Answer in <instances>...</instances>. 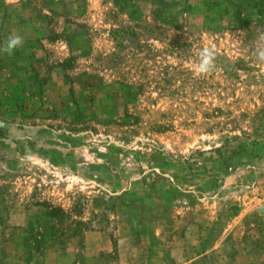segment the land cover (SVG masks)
<instances>
[{
  "label": "rangeland",
  "instance_id": "1",
  "mask_svg": "<svg viewBox=\"0 0 264 264\" xmlns=\"http://www.w3.org/2000/svg\"><path fill=\"white\" fill-rule=\"evenodd\" d=\"M13 35L0 264H264V0H0Z\"/></svg>",
  "mask_w": 264,
  "mask_h": 264
},
{
  "label": "clouds",
  "instance_id": "2",
  "mask_svg": "<svg viewBox=\"0 0 264 264\" xmlns=\"http://www.w3.org/2000/svg\"><path fill=\"white\" fill-rule=\"evenodd\" d=\"M23 44V37L20 35L10 36L3 47H0V53L11 55L14 50L21 47ZM199 61L195 66V71L199 75H208L215 68L216 54L213 49L206 47L198 53ZM258 60L264 61V50L258 53Z\"/></svg>",
  "mask_w": 264,
  "mask_h": 264
}]
</instances>
